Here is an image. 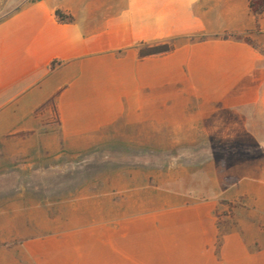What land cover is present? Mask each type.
I'll return each mask as SVG.
<instances>
[{"label": "crops", "instance_id": "obj_1", "mask_svg": "<svg viewBox=\"0 0 264 264\" xmlns=\"http://www.w3.org/2000/svg\"><path fill=\"white\" fill-rule=\"evenodd\" d=\"M249 4L0 0V137L44 112L58 114L66 137L90 144L107 128L102 114L127 113L128 97L134 102L157 90L210 103L250 97L263 106L264 9L257 14ZM56 11L70 20L58 21ZM163 44L171 50L138 55ZM82 111L95 119L84 121ZM130 221L105 227L97 243L86 244L85 264H261L246 249L216 247V229L193 206Z\"/></svg>", "mask_w": 264, "mask_h": 264}, {"label": "rangeland", "instance_id": "obj_2", "mask_svg": "<svg viewBox=\"0 0 264 264\" xmlns=\"http://www.w3.org/2000/svg\"><path fill=\"white\" fill-rule=\"evenodd\" d=\"M128 98L90 144L44 112L0 137V264H85L105 227L187 206L210 219L216 247L263 264L264 104L168 89Z\"/></svg>", "mask_w": 264, "mask_h": 264}, {"label": "trees", "instance_id": "obj_3", "mask_svg": "<svg viewBox=\"0 0 264 264\" xmlns=\"http://www.w3.org/2000/svg\"><path fill=\"white\" fill-rule=\"evenodd\" d=\"M249 6L254 13L258 14L264 9V0H250ZM54 15H55L56 19L60 22L70 20V18L65 17L59 11H56ZM227 37H231V38H234L236 40L242 39L244 42L251 44V42L247 38H241L240 36H237V35H230V36L223 35L222 36L223 39H226ZM170 50H171V46H169L167 44H163V45H157V46H152V47L140 49L138 52V55H139V57H144V56H148V55H156V54H160V53H165V52H168ZM52 65L53 64H51L50 66L52 67Z\"/></svg>", "mask_w": 264, "mask_h": 264}]
</instances>
